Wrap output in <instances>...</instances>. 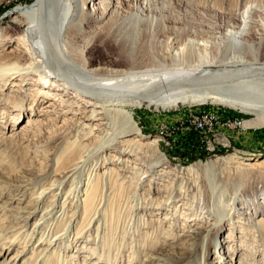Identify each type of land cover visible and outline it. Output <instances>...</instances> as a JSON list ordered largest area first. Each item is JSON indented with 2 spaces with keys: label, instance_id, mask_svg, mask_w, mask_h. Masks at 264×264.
I'll return each mask as SVG.
<instances>
[{
  "label": "bare ground",
  "instance_id": "obj_1",
  "mask_svg": "<svg viewBox=\"0 0 264 264\" xmlns=\"http://www.w3.org/2000/svg\"><path fill=\"white\" fill-rule=\"evenodd\" d=\"M44 1V23L53 55L37 24L36 1L29 6L15 8L11 13L9 25L0 30V107L6 103L11 108V116L16 113L17 117H20L27 109L32 110L35 103L48 99L51 102H47L45 104H48L47 107L42 111L49 112L48 108H51L53 112L69 114L71 116H67L69 124L76 126L74 129L66 126L68 128L63 131L69 147L60 154L58 164L44 174L36 176L39 183L50 181L49 185L40 191L39 196L34 197L36 206L28 202L19 208L20 213L35 217L43 209L45 198L53 196L55 201L44 209L35 224V233L41 234L46 225L65 218L73 208L75 211L72 219L76 217V210H81L82 214H80L84 217L93 214L91 210L94 207L93 181L99 176L98 171L105 168L103 176L118 172V180L126 189L131 188V181L135 180L142 183L141 190L149 186L159 192L161 188L160 192L165 195L156 208L173 206L178 198L186 199L189 194H193L199 201L198 205L204 206L201 215L205 214L206 221L213 218L206 228L198 227L189 231L192 234L191 238H194L190 240V244L184 245L182 249L173 248L170 253L160 258L162 264H191L190 254L196 250L200 241L204 242L200 258L192 264H233V260L224 259L221 255L217 256L219 261L208 262L212 254L211 249L214 248L215 254L219 255V251L223 248V243L219 239L223 227L216 228L215 224L224 220H227L224 228L228 223L230 228L234 229L238 228V224L242 225V222H246V226L251 227L250 232L255 233L259 241H264L262 226L264 225V158L244 160L239 156L236 157L235 154L226 158L239 171L236 173L239 180L246 181L249 178L254 188L250 191L252 195L248 194L243 182L236 184L231 191L228 188L229 183L218 182L213 175L211 178L209 176V184L203 191L195 192V189L190 187L182 191L181 185L168 184L167 179L174 181L185 179L187 185L191 186V172L197 167L192 166L188 169L166 167L167 159L159 150L160 140L156 137L142 136L137 126L139 123L135 122L134 114L131 113L135 108L145 105L148 108L165 111L178 105L203 103L206 106L212 103L251 115L253 118L244 123L248 128L263 127L264 75L204 87L184 85L171 87L147 101L138 98L94 96L96 94L89 92L146 96L171 84L208 77L215 72L207 69L213 63H218L220 70L264 67V60L260 61L258 58L264 48V32L260 34L256 31L255 43L246 39L252 28L259 23L254 16L263 10L264 1H241L244 4L241 12L243 24L240 27L227 29L223 39L218 44H212L216 54L214 59L217 62H214V59L208 60L201 53L200 47H208L206 44L208 41L204 42L199 38L200 31L196 30V27H190L184 31L175 28L169 37L176 54L164 55L161 58L152 57V65L143 66L140 65L143 57L138 55L141 45L147 40L151 43L156 42L158 36L169 29L166 24L167 15L164 14L167 6L160 9L156 6L157 0H94L92 5L87 4L88 0ZM127 2H132V7L124 12V5ZM169 14L173 13L169 12ZM259 25L264 31V23ZM100 37H111L119 42L121 53L126 51L133 62L132 65L125 69H112L101 66L87 68L80 64L75 58L76 51L82 49L79 46H86ZM8 46L10 47L6 49ZM141 67L144 69L138 70ZM76 87L89 91L83 92ZM9 90H11L9 95H4V92ZM54 101H57L60 107H54ZM29 103L33 107H29ZM36 114L37 112H31V118L22 128V133L24 132L26 136L31 134L33 129L42 130L44 121L36 118ZM213 117L219 118L216 115ZM78 119L81 121H77ZM46 123L51 124L53 121ZM54 126L57 130L55 133L63 130L58 125ZM55 133L49 137L50 140L60 136ZM216 140L219 143L223 142L218 138ZM106 150L109 152L105 155ZM109 165L111 168L108 169ZM87 172H89V182L83 190L82 176ZM212 172H214L212 169H208L207 173ZM248 172L250 176L246 175ZM70 181L69 188L67 183ZM105 185L106 183L103 187ZM177 186L181 188L178 189ZM67 188L69 189L67 194L59 199ZM137 193L127 199L128 203L139 198ZM247 196L251 197L250 201H245ZM21 197H14L7 202L2 201L1 212L13 210L11 206L15 203L18 206L19 202H25L24 195ZM151 207L155 208L153 203L148 210H151L149 209ZM131 208L137 211L139 206H131ZM183 210L185 211V208ZM183 210H176L180 214L175 213L173 217L193 214L184 212L182 216ZM187 219L197 222L195 217ZM170 220L167 216L162 223L168 224ZM254 223H256L254 227L256 231L253 229ZM60 237L57 235L49 244L57 242ZM42 244L44 243L41 240L39 245Z\"/></svg>",
  "mask_w": 264,
  "mask_h": 264
},
{
  "label": "rangeland",
  "instance_id": "obj_2",
  "mask_svg": "<svg viewBox=\"0 0 264 264\" xmlns=\"http://www.w3.org/2000/svg\"><path fill=\"white\" fill-rule=\"evenodd\" d=\"M241 1L243 2V0H157L156 6L160 9L168 7L164 14L167 15L166 24L169 29L162 32L156 42L144 41L138 51V55L143 57L139 64L142 66L144 64L152 65V57L161 58L164 55L176 54L169 37L175 28L184 31L190 27H196L195 29L200 31L199 38L204 42L208 41L206 43L208 47L201 46L200 51L205 58L213 60L216 58V54L212 44H218L227 29L240 27L243 24L241 12L244 4ZM34 2L35 0H0V30L9 25L11 13L15 8L29 6ZM93 2L95 1L88 0L87 4L92 5ZM131 7L132 2H127L124 5V12ZM169 12L173 14L171 15ZM254 17L259 23L246 36V39L252 43L257 42L256 31H259L260 34L264 32L262 26L259 25L264 23V8ZM118 43L111 37H100L86 46L80 45L79 47L82 49L76 51L75 58L87 68L99 66L112 69L128 68L133 62L127 56L126 51L121 53ZM258 58L260 61L264 60V48ZM215 61L217 62L214 59ZM142 69L144 68H138V70ZM207 69L217 71L221 68L218 63H213ZM10 91H5L4 95ZM47 102H51V100L46 99L35 103V107L29 103L28 106L33 109H27L20 117H17L16 113L11 116V108L6 103L0 107V203L10 201L14 197L20 198L22 195L25 199V202H19L18 206L16 203L12 205L13 210L2 213V209H0V264H162L160 258L170 253L173 248L182 249L184 245L190 244V240L194 238H191L192 234L189 231L198 227L206 228L211 224L213 218L206 221L205 214L201 215L204 206L203 204L198 205L199 201L195 195L189 194L186 199L182 200L178 198L175 200L177 201L175 205L159 209L156 208L159 205L158 202L160 203L163 200L162 196L165 195L160 192L161 188L159 192L149 186L141 190L142 183L135 180L131 181V188L126 189L118 180V172L103 176L106 169L102 168L98 171L97 175L99 176L94 179L92 186L94 207L91 210L93 214L84 217L81 215V210H76V217L72 219L75 211L73 208L65 218L60 219L57 223L51 222L46 225L41 234L35 233V224L44 209L52 204V201H55L53 196L45 198L43 209L35 217L20 213L19 208L28 202L32 203V206H36L34 197L39 196L40 191L50 183V181L39 183L36 176L44 174L58 164L60 154L64 150H68L69 147V142L65 140L63 131L68 128L66 126H70L72 129L76 127L69 124L70 121L67 118V116L71 117L69 114L62 115L60 112H53L50 110L51 108H48L49 112L42 111L44 107H47L48 104L45 105ZM53 104L54 107H60L57 101H54ZM200 110H209L219 118L235 117L236 113L249 120L253 118L238 110L212 103L206 106L203 103L178 105L165 111H158L145 105L130 111L134 114L135 122L139 123L137 126L142 136L145 138L156 137L160 140L159 150L167 159L166 167L170 169L173 167L178 169L197 167L195 171L191 172V186L187 185L185 179L184 181L167 179L168 184L181 185L182 191L190 187V189L194 188L195 192H201L208 186L209 176L211 178L213 175V178L218 182L229 183L228 188L231 191L234 190L236 184L243 182L248 194L252 195L250 191L254 188L251 186L249 178L246 181L239 180L236 174L239 171L226 158L233 154L244 160L264 158V137L260 133L250 130L242 132L243 134L240 133L241 135L234 140L232 135L236 133H229L228 127L210 126L208 133H195L200 144L194 145L193 142H190L191 134L194 132L183 133L188 125L186 123L188 112ZM31 112H37L35 117L44 122L42 130L33 129V132L26 136L24 132L22 133V128L31 118ZM47 121H53V123L48 124ZM71 122L76 123V121ZM63 123H68V125H63ZM54 125L63 129L60 131L61 134L55 133L57 130L54 129ZM244 126L246 127V125ZM54 133L60 136L50 140L49 137ZM65 135L67 136V134ZM216 138L223 142L219 143ZM218 149L219 153L207 155L203 159L199 158L201 152L211 153ZM108 152L109 150H106L105 155ZM110 166L108 169L111 168ZM208 169H212L214 172L207 173ZM89 172L82 176L81 189L83 185V190L89 182ZM246 175L250 176L249 172ZM105 183L106 188L103 187ZM70 185L71 181L67 183L69 188ZM177 188L180 189L179 186ZM68 190L67 188L65 194L59 199L64 198ZM136 192H138L139 198L136 201L130 200L128 203L127 199ZM250 199L251 197L247 196L245 201H250ZM152 203L155 208L151 207L149 208L151 210H148ZM136 205L139 206L137 211L131 208ZM176 210H183L182 216H184V212L193 214L184 217L178 215L176 218L173 217L174 214H180ZM96 214L97 216H95ZM167 216L171 220L168 224L162 223ZM193 217L197 219V222L187 219H193ZM226 222L227 220H224L215 224L216 228L223 227V231L219 235L223 248L219 251V255L215 254L214 248L211 249L212 254L208 262L219 261L220 259L217 258L221 255L224 259L233 260V264H264V241H259L255 233L250 232L251 227L246 226V222H242V225L238 224V228L235 229L230 228L228 223L224 228ZM255 226L256 223L253 225L254 230ZM262 226L264 227L263 224ZM57 235L61 236L60 239L57 242H51L50 245V241H53ZM41 240L44 244L39 245ZM203 243L200 241L196 250L190 254L191 264L200 258Z\"/></svg>",
  "mask_w": 264,
  "mask_h": 264
},
{
  "label": "water",
  "instance_id": "obj_3",
  "mask_svg": "<svg viewBox=\"0 0 264 264\" xmlns=\"http://www.w3.org/2000/svg\"><path fill=\"white\" fill-rule=\"evenodd\" d=\"M36 4L38 6V27L41 29L43 33V37L45 40V43L47 44V47L49 50L52 52L53 51L50 45V41L47 35V30L45 27L44 23V9H45V1L44 0H35ZM255 75H264V67H240V68H233V69H224V70H217L208 77L201 78V79H196L192 81H186V82H179L175 84H171L167 86L166 88H162L158 91H155L153 93H150L146 96H136V95H127V94H110V93H98V92H92L87 89H83L81 87H76L77 89L85 92L89 91L93 94H96L94 96H104V97H113V98H138L147 101L148 99L156 96L158 93L162 92L165 89H169L171 87H178V86H194V87H204V86H209V85H215V84H221V83H227L243 78H247L250 76H255ZM64 79V77H63ZM70 84V83H69ZM71 85V84H70Z\"/></svg>",
  "mask_w": 264,
  "mask_h": 264
},
{
  "label": "built area",
  "instance_id": "obj_4",
  "mask_svg": "<svg viewBox=\"0 0 264 264\" xmlns=\"http://www.w3.org/2000/svg\"><path fill=\"white\" fill-rule=\"evenodd\" d=\"M214 115H210L209 110H200L198 112H188L186 116V123L188 124L185 127V132L183 134L191 133L192 131L194 133H208L210 126H224L229 128V133H236L231 134L234 140L238 136H240V133H245L246 131L254 130L258 133H260L261 136L264 137V129L262 127L258 128H246L244 126V123L246 120H249L245 117L238 118L239 116L236 115L235 117H227V118H214ZM242 133V134H243ZM264 139V138H263ZM237 142V141H236ZM264 144V143H263ZM219 153L218 151H212L211 153H204L207 155L216 154Z\"/></svg>",
  "mask_w": 264,
  "mask_h": 264
},
{
  "label": "trees",
  "instance_id": "obj_5",
  "mask_svg": "<svg viewBox=\"0 0 264 264\" xmlns=\"http://www.w3.org/2000/svg\"><path fill=\"white\" fill-rule=\"evenodd\" d=\"M236 115H238L239 117L242 116V115L237 114V113L235 114V116ZM190 142H193L194 145L200 144L199 141L196 139V134L195 133L191 134ZM204 157H206V154H204L203 152H201V155L199 156V158L203 159Z\"/></svg>",
  "mask_w": 264,
  "mask_h": 264
}]
</instances>
